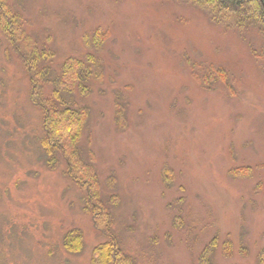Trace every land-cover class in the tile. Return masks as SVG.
I'll list each match as a JSON object with an SVG mask.
<instances>
[{
	"label": "rangeland",
	"instance_id": "1",
	"mask_svg": "<svg viewBox=\"0 0 264 264\" xmlns=\"http://www.w3.org/2000/svg\"><path fill=\"white\" fill-rule=\"evenodd\" d=\"M8 4L38 50L55 53L45 63L51 79L67 59L84 62L85 34H108L99 52L90 47L101 86L90 79L89 96L75 93L68 103L90 109L78 149L119 249L134 264H200L215 244L210 264H262L264 35L214 24L183 0ZM28 94L0 27V264H91L111 239L93 226L62 163H45L42 114ZM245 167L244 178L232 173ZM72 229L82 235L78 253L63 246Z\"/></svg>",
	"mask_w": 264,
	"mask_h": 264
},
{
	"label": "trees",
	"instance_id": "2",
	"mask_svg": "<svg viewBox=\"0 0 264 264\" xmlns=\"http://www.w3.org/2000/svg\"><path fill=\"white\" fill-rule=\"evenodd\" d=\"M10 0H0V27L8 41L12 54L20 61L29 84L30 104L42 114L43 136L39 145L45 156V163L51 169L63 165V173L84 194L85 211L93 216V226L111 242L93 250L91 264H134L130 256L124 254L110 230V215L106 203L101 198L96 174L90 164L80 155L79 144L88 128L90 109L81 105L71 106L69 96L77 93L85 97L90 94V79H103L100 57L90 60V47L99 52L108 38V34L99 30L85 34L82 44L86 49L84 62L69 58L61 67V74L49 78L50 67L46 62L55 58L51 51H39L37 44L26 32L23 20L18 12L9 6ZM205 13L214 24L228 29L264 35V0H183ZM98 54V53H96ZM87 64V65H86ZM90 65L93 67L90 68ZM206 70L211 67H206ZM218 73L222 83L227 86L224 72ZM51 80V82H50ZM92 81V80H91ZM48 83L52 85L51 91ZM65 95L68 97H65ZM117 104L118 122L123 125L122 108ZM235 177L244 178L250 168L235 169ZM82 235L72 229L65 234L63 246L70 253L82 249ZM215 244L206 247L199 256L200 264H210V256ZM229 245L224 246V256H229ZM262 264H264V250Z\"/></svg>",
	"mask_w": 264,
	"mask_h": 264
},
{
	"label": "bare ground",
	"instance_id": "3",
	"mask_svg": "<svg viewBox=\"0 0 264 264\" xmlns=\"http://www.w3.org/2000/svg\"><path fill=\"white\" fill-rule=\"evenodd\" d=\"M95 82L97 83L98 86H101L102 81H100V80H95ZM65 176H66V175H65ZM225 244H226V242H224V243L222 244V246L224 247ZM221 254L224 256V249L221 251Z\"/></svg>",
	"mask_w": 264,
	"mask_h": 264
}]
</instances>
